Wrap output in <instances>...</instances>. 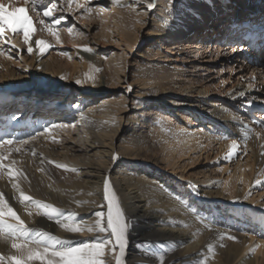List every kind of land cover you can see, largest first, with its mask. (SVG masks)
<instances>
[{
    "label": "rangeland",
    "instance_id": "1",
    "mask_svg": "<svg viewBox=\"0 0 264 264\" xmlns=\"http://www.w3.org/2000/svg\"><path fill=\"white\" fill-rule=\"evenodd\" d=\"M8 1L13 6L31 8L30 4L25 5L24 0ZM153 1L72 0V3L69 4L68 0H43V4L40 5L41 9L44 5L57 3L58 8L55 16L57 18L60 16L66 17L61 25L53 27V31H56L59 35V40L47 30V25L50 24V21L42 16V12L40 16H37L36 12H30L29 14L33 18L35 28L31 41L33 46L32 53L27 51L28 46L23 43L21 35L9 34L10 44L0 42V69L2 68L4 73H6L7 69L8 73L18 77L21 76L20 78L26 77L23 83L33 84V86L43 84L50 87L49 91H53L52 88H61L63 89L60 93L62 97H67L71 104L83 106L84 110L88 109L91 103L99 105L103 100L113 102V107L117 109L118 115L112 119L92 118L90 125L88 123L87 130L90 132H108L116 128L118 132L116 133L115 147L120 150V161L132 159L137 163L147 164L150 168L153 167V169L159 171V178L166 176L165 178L169 179L170 183L167 182L168 186L172 188L171 190L174 193L178 192L175 189L177 187L175 180L181 183L193 184L197 188L215 183L221 184V181L225 180L229 174L232 175L235 172L240 163L245 164L246 161L250 160V164H254L250 186L244 192L239 190L237 193H233L234 195H231L230 200L231 202L236 201L235 203L238 205L243 204L247 208H253L264 214V195L259 198L257 204L250 205L245 202L248 195L259 196L258 194L264 193V185L262 187H257L256 185L257 173L264 171V146L261 147V143H264V125L260 123L264 121V50H255L244 43L243 39L248 33V28L239 27L238 29L235 25L232 27L233 21L225 22L227 26H225V23L223 26L217 24L219 21H216L215 16L217 13L214 10L223 4L222 0H212L211 3L209 0L189 1L192 3L189 4L190 10L187 11H197V14L214 12L216 27L202 34L196 29V24L199 25L202 22L200 20L201 16L194 17L196 24L193 21L192 23H186L182 18H178L175 21L174 17H177L176 8L180 9V6L182 4L186 5L185 3L188 1L165 0L163 4L160 1L154 3L155 8H160L163 5V8L165 7L164 9L168 13L175 11L176 14L169 18L170 23L172 22L176 28L183 30V34L188 32V28L191 29L187 34L188 36L185 35V38L172 39L160 44L163 38L160 33H155L154 30L155 20L157 19L156 11L154 8V11H149L146 6ZM257 3H260L261 9L259 10L260 12L256 13L254 9H256L255 5ZM81 5L82 7H80ZM225 6L227 8L229 6L225 13L227 16L235 17V24H237V21L240 23L243 18L252 16L253 13L256 17L254 19L255 22H264V0H237L235 3L227 1ZM88 9H91V11H88ZM112 14L119 16L120 24L114 21V15ZM223 15L221 14L220 16ZM260 16H263V19H260ZM41 19L46 21L45 25L39 23ZM259 22L257 28L252 29V31H261ZM123 24L125 25L123 26ZM138 25L142 30V40L132 52L131 48L122 41L118 33H131V30ZM68 27H73L72 34L68 33ZM204 36L207 38H204ZM201 38V41L204 38L205 40L208 39L219 43L223 48L226 47V50H222L220 54L213 53L211 55L206 53L205 58L199 62V65L202 66L201 70L197 69V72L192 74V71L188 72L189 69H193V62H189L192 59L190 54L178 56L175 52L178 49L175 46H182L181 41L183 40L185 42L188 40L197 41ZM37 39L44 40L50 45L44 53H41L35 46V40ZM11 45L16 47L12 48ZM85 47H90L92 51H83ZM174 56L179 58V60L175 61ZM40 59L41 61L47 60L50 67L47 66L43 69L38 66ZM125 67L127 69V80L133 82L136 86L130 90L129 94L126 93L129 84L116 80L117 71L125 70ZM161 67L171 72L179 69V71L183 72V77H178L177 79L180 82L173 87H168V91L154 95V93H151L153 88H150L153 87L151 82H154L152 77ZM121 73L125 74L123 71ZM86 74L95 75L94 80H89ZM184 75H186V79ZM45 76L48 77L47 80L44 79ZM77 80L80 81L79 84L76 83ZM90 81L94 83L95 89H92ZM190 82H194V87ZM1 83H3L2 80H0ZM140 84L147 85L146 87H149V89L138 88L137 86ZM182 84L184 87H182ZM68 89L70 91L67 93ZM199 90H203L202 94L198 93ZM136 91H140L142 96L139 98L134 97L137 94L135 93ZM241 91L245 93L244 97L239 96ZM202 100L205 103H202ZM246 101H251L252 103L248 105L245 103ZM150 103L154 107H148L147 105ZM1 104L2 101L0 100V113L7 114L8 110H10L17 112L18 115L23 114L24 117L20 119L23 122L22 127L17 125L12 128L10 125L3 126L0 123V139H2L0 141L12 139L13 141L28 140L31 143H36L34 139H31V136L35 133L29 129L25 121L32 119L33 122H36L34 115L35 112L37 113L39 105L35 107L34 101H30L26 104L27 108L24 111L21 109L20 102L13 104L7 99L6 104ZM41 106L45 109L44 104H41ZM216 108H219L218 113L220 115L227 110L233 117L217 119L216 114H208V110ZM43 109L41 108V110ZM41 116L46 117L43 114ZM57 117L58 115L51 114V118H46V120H56ZM237 117L239 119H236ZM186 118L188 124H191L194 130L200 129L210 139L204 140L202 151L199 152V149L196 152L191 151L190 154L182 156L181 160H177L178 163L175 166L168 165L162 159V152L167 148L165 144L166 138L170 137V131L175 125L184 126L186 124L184 119ZM75 120L76 117L73 120L59 119V124L67 125V127H61L62 131H59L61 133L58 136L51 135V141L46 138L42 143L46 144L45 146L47 147L55 148L56 152L60 151L61 153H65L62 149L63 146L78 149L81 143L88 138L80 136V131L73 128ZM241 122L247 125V129H250L247 133V139L244 138L245 131ZM156 124L164 129L163 133L156 132ZM77 125L79 126L80 124L77 123ZM232 139L238 141L239 148L230 159H226L228 153L232 151ZM133 145L135 146L133 147ZM126 146L130 147L132 155L130 154L129 156L126 151L123 152V150L127 149ZM77 154L83 156L84 153L78 152ZM122 154L124 155L122 156ZM56 165H51L52 170L55 172L61 171L60 178L65 180L66 187L64 191L66 193L62 195L69 201H73L77 195L83 196L81 186L75 187L71 185L81 179V176L71 169H67V172L64 168ZM122 166V164H119L115 170ZM246 170L248 171L250 168ZM205 177L209 178L210 181L208 183L205 182V184L201 183ZM194 180L198 183L194 184ZM110 182L117 194L115 180L111 179ZM87 190L91 192L89 189ZM228 196L229 194L225 192L221 195V198L225 200ZM216 197H220V195ZM117 199L124 211L118 194ZM199 200L204 201L203 198H199ZM176 210H178L176 212L183 210L190 212V209L186 206L184 207L183 203ZM197 214L199 217L207 219L204 213ZM125 215L128 223L127 214L125 213ZM92 217L95 216H89V218ZM198 220L200 226L194 223H192V226L184 224V228L193 235L190 242L197 239L198 249L201 248L204 251L203 260L218 259L222 261L219 256H221L220 251L223 244L219 242V236L211 230L212 228L208 229L205 227L202 219ZM229 224L232 225V229L236 232H240L242 228H245L247 233L251 230L247 227L248 223L244 224V221L242 226L236 223ZM129 232L130 230L127 233L128 244L123 259L126 264H161V260L163 261L166 256V251L145 245L139 240H134L136 241L133 244L135 247L132 248L130 244L133 242L130 239ZM93 233L94 235L92 236L82 232L70 233L72 236L77 235V237L81 238L69 237V241H71L73 246H76L81 242L103 239L102 233ZM238 239L240 240L239 242H243L244 234L239 236ZM209 246H211V251ZM251 253L252 251L245 252L244 256L248 257ZM237 262L235 263L237 264Z\"/></svg>",
    "mask_w": 264,
    "mask_h": 264
},
{
    "label": "bare ground",
    "instance_id": "2",
    "mask_svg": "<svg viewBox=\"0 0 264 264\" xmlns=\"http://www.w3.org/2000/svg\"><path fill=\"white\" fill-rule=\"evenodd\" d=\"M157 1H160V3L162 2V4L165 3V0H154L152 3H156ZM189 1L190 0L185 1L187 2L185 3L187 6L182 4L180 9L176 8L177 17H174L175 21L178 18H182L186 23H192V21L195 23L196 19L194 17L201 16L200 20L202 22L199 25L195 23L197 26L196 29H198L201 34L216 27V22L214 21L213 16L215 11L217 13L215 16L216 21H219V23H217L219 26H223L227 21H233L232 27L235 25L238 29L239 27L248 28V33L246 35L251 34L252 29L257 28L258 26L259 21H254V19H256L254 13L252 16L246 18L242 17L243 19L240 23L237 21V24L234 22L236 21L235 17L227 16L225 13L229 8V6L228 8L225 6L227 1L235 3L237 0H222L223 4L219 8H215L213 13L210 11L211 13L209 14L205 12L204 14H197V11H187L190 10L188 6L192 3ZM209 1L211 3L212 0ZM0 2H3L6 5H12L8 0H0ZM164 8L163 5L160 8L154 7L157 15L154 30L155 33H160L163 38V40L160 41V44L161 42H167L172 39L185 38V35H187L191 29L188 28V32L183 34V30L176 28L172 22L170 23L169 18L176 14L175 11L168 13ZM255 8L256 9L254 10L256 13L260 12V3H257ZM154 9L151 8L148 10L154 11ZM221 14L224 15L220 16ZM112 15H114V21L120 24L119 16H117V14ZM261 18L263 19V16H260V19ZM261 22L262 21L259 23L262 27L264 26V22ZM124 25L125 24H123V26ZM225 26H227L226 23ZM131 31V33L121 32L118 33V35H120L122 41H124L128 47L131 48L132 52H134V49L136 48L135 46H137L142 40V30L138 25ZM204 38L207 37L204 36ZM204 38L203 41H201L202 38L197 41L188 40L185 42L183 40L181 41V44H183L182 46H175L178 49L175 51L178 56L190 54L192 59L189 62H193V69H189L188 72L192 71V74L196 73L197 69L201 70L202 66L199 65V62L201 59L205 58L206 53L211 55L213 53L220 54L222 50H226V47L223 48L219 43L212 42L208 39L205 40ZM173 58L175 61L179 60V58H176L175 56ZM110 64L112 65V63ZM38 66L43 69L47 66L50 67L47 60L41 61V59ZM126 70L125 67V70L122 69L119 72L117 71L116 80L129 84V87L126 89V93L129 94L130 90L134 88L135 85L133 82L127 80ZM51 71L53 72L52 67ZM122 71L125 72V74L121 73ZM260 72L262 71L260 70ZM91 76L93 79L89 80H94L95 75ZM20 77L21 76L18 77L14 74L8 73L7 69L6 73H4L2 68L0 69V80L3 81V83L0 84L1 105L6 104L8 99L13 102V104L20 102L21 109L25 111V108H27L26 104L30 101H34L35 107L39 105L37 109L39 116L35 112L34 116L36 122H33L32 119L25 121L33 133H36L37 130H43L46 125H60L59 119L73 120L76 117L75 122H73V128L80 131V136L88 138L81 143L78 149L63 146L62 149L65 153H61L60 151L56 152L55 148L47 147L45 146L46 144L42 143L46 138L51 141V135L58 136L61 133L59 132L62 131V129H60L61 127H52L49 132H42L41 135L37 136L34 139L36 143L29 142L24 145L21 153L12 151L13 148L19 146L15 143L11 146L4 145L0 148V152L10 153L5 163H10L12 160H15L16 163L12 165V167L17 169L19 173L23 174L16 175L10 180L5 172H0V194H3L9 206L17 212L20 218L25 222V225L30 229L29 239L33 237L38 239L39 237L36 235L37 232H47L61 240L67 241H69L71 237L81 238L77 237V235H70L71 232L62 228L60 223L57 222L69 223L68 217L70 215L72 216L73 223H80L82 227L85 228L82 233H87L90 236L94 235L93 232H88L86 228L94 225L96 217L89 218V216L93 215L95 211L101 210V205L105 203L103 201V181L105 178H109L110 180H115L116 192L120 197L124 212L128 217L129 235L133 242L130 244L132 248L135 247L133 244L138 240L145 243V245L152 246L153 248H161V250L166 251L163 264H236V261H238L237 264H264V214L253 208H247L243 204L238 205L235 203L236 201L231 202L230 200L231 195H234L233 193H237L239 190L240 192H244L250 186L252 179L251 176L254 170V164H250V160L246 161L245 164L240 163L235 169V172L232 175L229 174L225 180L221 181V184L215 183L213 185L210 184L205 187L197 188L193 186V184L181 183L180 181L175 180L177 186L175 189H177L178 192L174 193L171 190L172 188L168 186V183H170L169 179H166V176L160 177V179L159 171L153 169V167L150 168L147 164L137 163L132 159H126L123 162L120 161V150L115 147L116 133L118 132L116 128L109 130L108 132H90L87 130L92 118L112 119L118 115L117 109L113 107V102L103 100L99 105H93V103H91V106L84 110L85 108L83 106L71 104L67 97H62L60 93L63 89H57L56 87L52 88L53 91H49V86L43 84H40V86H33V84L23 83L26 77ZM178 77H183V72L179 71V69H175V72L172 70L171 72L162 67L159 68L152 77L154 82H151V85L153 86L150 87L153 88L151 93L156 95V93L168 91V87H173L180 82L177 79ZM185 77L186 75H184V78ZM47 78L48 77L45 76L44 79L47 80ZM87 82L89 81L87 80ZM38 83L40 82L38 81ZM190 83L194 87V82ZM93 84L94 83L91 82V87L92 89H95L96 87ZM141 85L142 84L137 87H144L147 90L149 89V87H146L147 85ZM182 87H184L183 84ZM69 91L70 90L68 89L67 93ZM202 91L203 90H199L198 93L202 94ZM135 93H137L134 96L136 98L142 96L140 91H136ZM154 95L153 97H155ZM202 103L205 102L203 101ZM41 104H44L45 109H43ZM150 105L151 103L147 106L151 108L154 107L153 104ZM41 108L43 110H41ZM218 110L219 108L208 110V114H216L217 119L233 117V115L227 110L221 115L218 113ZM8 111L7 114L0 113V123H2L3 126L10 125L12 128L17 125L22 127L23 122L20 121V119L24 117V115H18L15 111ZM42 114L46 117L41 116ZM51 114L58 115V120H46V118H51ZM184 120L186 124L184 126L175 125L173 128L174 130L172 129V131H170V137L168 136L166 138L165 144L167 148L162 152V159L167 162L168 165L175 166L178 163L177 160H181L182 156L190 154L191 151L196 152L198 149L199 152L202 151L204 140L207 141L210 139V137L200 129L194 130L191 124H188L187 118ZM77 123L80 125L76 126ZM155 130L158 133H163L164 129L157 126ZM176 133H178V135H176ZM134 146L135 145H133V147ZM263 146L264 143H261V147ZM126 148L127 149L123 150V152L126 151V154L130 156L132 153L130 152L131 149L129 146H126ZM78 152L84 153L83 156L77 154ZM33 153H35V155H33ZM123 155L124 154H122V156ZM114 157L118 158L114 159ZM56 164L65 165L66 168L64 169L67 172V169H71L72 171L74 169L73 172L81 176V179L73 182L71 185H74L75 187L81 186L83 196L77 195L73 201H69L62 195L66 193V191H64L66 185L64 183L65 180L60 178L61 171L55 172L51 168V165ZM119 164H122L123 166L118 168V170H115ZM248 168H250V170L247 171L246 169ZM257 175L258 178L256 182L260 179L259 181H261V183H256V185L257 187H262L264 185V171L262 170L260 173L258 172ZM208 181H210V179L205 177L201 183L205 184V182L208 183ZM14 183L17 185V188H13L12 185ZM193 183L195 184L198 182L194 180ZM87 189L91 192H88ZM21 191L26 195L31 196L34 201H39L41 205L49 204L57 208L59 211L53 214L51 218L43 215V207L38 208L31 202H20ZM225 192H227L229 196L227 199L223 200L221 195ZM217 195H220V197H216ZM258 195L259 196L248 195L245 202L250 205L257 204L259 198L264 195V193ZM199 198H203L204 201L199 200ZM182 203L184 207L186 206L190 209L189 211L191 213L185 210L176 212L178 211L176 209H178ZM193 209H195V211H193ZM103 210L106 211V208ZM196 211L197 213H204L207 219L199 217ZM198 219H202L204 221L203 225L208 229L212 228L211 230L219 236V242L223 244L222 250L220 251L221 256L219 257L224 262L218 259H212L210 261L203 260L204 251L201 250V248L198 249L199 245L196 244L197 239L190 242L193 235L184 228V224L192 226V223H194L200 226ZM243 221L244 224L248 223L247 227L251 229L250 232L247 233L246 229L242 227L240 232H236L232 229V225L229 224L236 223L242 226ZM8 222L14 223L10 218L8 219ZM243 234V242H239L240 240L238 238ZM229 236L235 237L236 239H229ZM103 237L104 234H102V238ZM17 242L19 243L20 241ZM11 243V240L5 241L4 237L0 236V254H3L5 257L18 254L17 250L11 247ZM32 246L34 245H30V247ZM249 251H252V253L248 257H245L244 253ZM117 254H119L118 250ZM123 259L124 256L122 257V261H124ZM108 260L110 261V264H115V260L112 256H108ZM32 264H40V262L33 261Z\"/></svg>",
    "mask_w": 264,
    "mask_h": 264
},
{
    "label": "snow or ice",
    "instance_id": "3",
    "mask_svg": "<svg viewBox=\"0 0 264 264\" xmlns=\"http://www.w3.org/2000/svg\"><path fill=\"white\" fill-rule=\"evenodd\" d=\"M69 4L72 0H68ZM25 5H31L28 7H18L11 4H5L0 2V42L4 44H10L9 34L21 35L23 43L27 45V51L32 53V37L35 32L34 21L30 12H36L37 16L41 15L48 18L50 24L47 25V30L56 36L59 40V35L56 31H53L54 26L61 25L62 21L65 20V16L56 17L58 5L57 3H50L44 5L43 0H24ZM82 7V5L80 6ZM154 3H149L147 5L148 9L154 8ZM91 11V9H88ZM40 24L45 25L46 21L41 19ZM73 27H68L67 31L69 34L73 33ZM35 46L44 53L50 45L41 39L35 40ZM15 48V45H11ZM85 52H91L90 47H85L83 49ZM88 79H93L91 75H88ZM77 84L80 83L79 80L76 81ZM240 97H244L245 93L241 91L239 93ZM246 104L250 105L251 101H246ZM236 119H239L237 117ZM264 125V121L260 122ZM242 128L245 130L244 138L247 139V125L241 122ZM52 127H67V125H57L50 124L43 128V132H49ZM42 132L37 130L35 134L31 136V139H35L37 136L41 135ZM18 144V147L12 149V151L21 153L23 146L28 144V140L13 141L12 139L0 141V148L4 145ZM239 148L238 141L232 139L231 149L232 151L228 153L226 159H230L233 153L237 152ZM10 153L0 152V172H5L9 179L11 180L16 175H23L19 171L12 167L16 163L12 160L10 163H5L8 159ZM35 155V153H33ZM118 157H114L116 159ZM60 168H66L65 165H56ZM74 171V169H73ZM26 178V176H25ZM261 183V181H257ZM13 188H17L14 183ZM103 201L105 202L101 205V210H97L93 213L96 217L94 225L87 227L88 232H98L104 234L103 239H93L89 242H81L76 246H72L71 241L61 240L47 232H37L38 239L33 237L29 239L30 229L25 225V222L20 218L17 212L9 206L7 200L3 194H0V236H3L5 241L11 240V247L17 250L18 254H13L5 257L0 254V264H32L33 261H39L40 264H110L108 256L111 255L115 264H126V261H122V257L126 252V247L128 244V230L129 224L126 220L125 212L123 211L119 200L117 199V194L112 188L109 178H105L103 181ZM20 202H31L35 204L38 208L43 207V215L51 218L53 214L57 213L59 210L49 204L41 205L39 201H34L29 195L24 192H20ZM106 208V211L103 210ZM195 211V209H193ZM31 214V213H29ZM13 222H8V219ZM69 223H60V226L71 233H80L85 230L80 223H73L72 216L68 217ZM229 239L235 240V237L229 236ZM17 241H20L19 243ZM30 245H34L30 247ZM142 246V245H141ZM117 250L119 254H117ZM211 251V246H209ZM161 264L163 261L161 260Z\"/></svg>",
    "mask_w": 264,
    "mask_h": 264
}]
</instances>
